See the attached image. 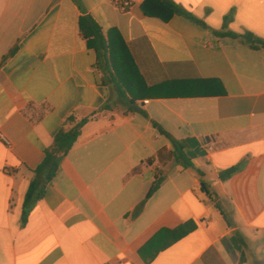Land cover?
<instances>
[{
    "label": "crops",
    "instance_id": "obj_1",
    "mask_svg": "<svg viewBox=\"0 0 264 264\" xmlns=\"http://www.w3.org/2000/svg\"><path fill=\"white\" fill-rule=\"evenodd\" d=\"M126 1L0 0V264H147L143 248L190 222L149 264H264V50L216 34L264 39V0H171L207 28L146 14L159 0ZM111 30L128 50L114 73L148 118L127 112L89 47L109 45ZM72 116L88 122L23 223L33 171ZM153 123L205 155L183 168ZM237 233L244 263L222 243Z\"/></svg>",
    "mask_w": 264,
    "mask_h": 264
},
{
    "label": "trees",
    "instance_id": "obj_2",
    "mask_svg": "<svg viewBox=\"0 0 264 264\" xmlns=\"http://www.w3.org/2000/svg\"><path fill=\"white\" fill-rule=\"evenodd\" d=\"M160 9L158 12H148L146 11V6L143 4V10L146 14H152L162 17L164 20L170 19L174 15L183 16L191 22L207 28L206 24L194 16L192 13L187 12L183 8L179 7L177 4L172 2L171 0H159ZM80 27L87 38H92L95 36L92 26L89 23L88 19L80 20ZM218 36L223 37H232L235 39H240L245 45L249 46L254 50H264V39H261L254 35L253 33L246 32L242 35H237L232 32H224V33H216ZM109 45H106L104 38L102 39V45L98 46L91 41L88 42L90 48H95L98 53V62L97 66L101 69L105 74V83L112 86L114 91L117 94L119 101L127 108L128 113L138 112L144 117L148 118V115L145 111L140 109L136 105V99L132 95L131 92L126 88L125 84L117 77L114 73L115 65V52L118 55L128 54L127 47L117 30H111L108 33ZM16 52V48L13 49L9 55L4 57L6 60L10 56H13ZM105 109H111L110 105H106ZM88 119H84L82 121L76 122L75 118L70 117L66 125L67 127L63 128L55 137L53 145L45 151V158L41 165L33 171L34 178L31 181L29 190L27 192L24 204V212H23V223L26 222L30 207L36 202L42 199L45 193L46 186L53 181L55 178L60 164L64 158L68 156L71 150L74 148L75 144L79 140L82 130L84 126L87 124ZM153 126L159 130V132L166 136L173 145L172 156L174 161L181 165L185 169L194 168L193 160L202 157L205 155L204 150L199 145L196 139H185V140H176L173 139L167 132H165L158 124L153 123ZM238 168L234 167L227 171L220 173L221 180L225 181L231 176H233L237 172ZM200 173V172H199ZM202 174V173H200ZM162 184V177L157 176L155 182L153 183L146 200L150 199L160 188ZM206 190V186H205ZM209 198L214 202L215 206L220 209V202L216 195L207 192ZM140 210V208H139ZM197 226L193 223H187L173 231L164 230L145 248H143L139 255L145 261V263L149 264L152 262L155 257L163 250L173 245L174 243L182 240L193 231H195ZM167 234L169 236L168 242L153 251L151 256H148V250L153 246L154 242L162 235ZM223 245L231 255L234 261L239 263L246 262L245 255V241L243 237L237 233L231 238L223 239Z\"/></svg>",
    "mask_w": 264,
    "mask_h": 264
},
{
    "label": "built area",
    "instance_id": "obj_3",
    "mask_svg": "<svg viewBox=\"0 0 264 264\" xmlns=\"http://www.w3.org/2000/svg\"><path fill=\"white\" fill-rule=\"evenodd\" d=\"M113 4L121 11H127L133 5L131 1L126 0H113ZM0 139L9 144V142L3 135H0Z\"/></svg>",
    "mask_w": 264,
    "mask_h": 264
}]
</instances>
